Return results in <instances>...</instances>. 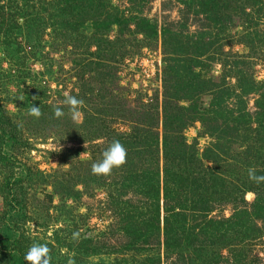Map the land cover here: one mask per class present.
Listing matches in <instances>:
<instances>
[{
  "label": "rangeland",
  "instance_id": "obj_1",
  "mask_svg": "<svg viewBox=\"0 0 264 264\" xmlns=\"http://www.w3.org/2000/svg\"><path fill=\"white\" fill-rule=\"evenodd\" d=\"M0 5V129L17 138L13 161L0 167V212L3 175H38L15 186L27 188L18 192L27 209L26 220L17 219L19 252L35 242L49 247L51 264H147V254L172 264L177 254L192 256L187 233L202 239L205 219L228 227L224 219L235 214L233 222L245 215L254 228L229 229L214 245L216 264H264V183L247 175L249 168L264 175V0ZM65 93L84 101L77 120L66 107L53 118ZM31 105L39 119L28 115ZM242 111L248 115L237 121ZM113 140L127 149L126 163L110 176L91 174ZM165 166L200 179L193 195L179 191L170 203L189 208L190 199H206L209 207L186 209L177 250L163 245L162 185L172 184ZM214 171L217 188L203 183ZM0 264L21 262L0 252Z\"/></svg>",
  "mask_w": 264,
  "mask_h": 264
},
{
  "label": "trees",
  "instance_id": "obj_2",
  "mask_svg": "<svg viewBox=\"0 0 264 264\" xmlns=\"http://www.w3.org/2000/svg\"><path fill=\"white\" fill-rule=\"evenodd\" d=\"M205 6L208 5V2L204 3ZM1 9H4L5 6L0 5ZM117 22V21H114ZM246 90V89H243ZM217 105L220 103H216ZM259 107L261 105H258ZM1 107V106H0ZM1 109V108H0ZM230 113L232 114V110H230ZM237 115L235 119L237 121L243 120L248 113L245 111H242L241 113L235 112ZM261 114V113H260ZM1 115V114H0ZM1 118V116H0ZM234 118V117H233ZM263 120H259L258 123L261 125ZM11 122V119L9 120ZM3 123V122H2ZM0 123V124H2ZM13 124V122H11ZM16 135H7L6 131L4 129H0V167L2 168V163L11 162L14 159V153L10 152L9 148H12L16 142ZM164 148H167V139L164 138ZM15 148V146H14ZM181 156V155H180ZM184 156V153H183ZM182 156V157H183ZM167 161H173L174 160L169 158L167 156V153H165L164 157ZM11 160V161H10ZM12 164V163H11ZM14 165V164H13ZM13 165H11L13 167ZM169 167L165 166L163 169L164 176L166 178L170 175L172 178V184L168 185V178L164 181V184L162 185V192H163V198L165 200L164 204V219H163V225H164V239H163V245H165V248H171L170 250L174 249L177 250L180 247H182V237H177V231L181 228H183L185 222H186V209L191 210L197 208L196 204L197 202L201 204V210L202 212H206L209 207L206 203V199L203 200H191V206L189 208H185V205L183 203H170L169 200L173 201L172 198L174 193L180 194L183 192H189L193 195V192L196 188H198L197 181L200 179L195 178L193 171L190 169H174L172 171H169ZM213 169H211L212 171ZM2 174V173H1ZM3 175V174H2ZM214 177L208 175V178L204 180L206 185L209 187L217 188L216 186H219L216 179H220V175H218L217 171H214ZM38 176L35 171H32L31 169L24 170L22 173L14 174L10 173V175H3V180L1 181L2 190L1 192L4 193L5 196V202L6 205L4 209L0 212V252L1 253H15V260L21 262V264H25L24 262V255L26 253V248L23 249L22 252H19V247L17 245V242L19 240V237L17 235V225L18 220L24 221L26 220L27 216V209H26V203H24L19 197H18V188H15L16 184L22 183V181L26 178L31 180V178ZM194 179V180H193ZM198 183V184H197ZM202 183V181H201ZM153 185L154 192L150 196L152 200L154 198L159 197V183L153 182L151 183ZM155 184V185H154ZM23 189H27L26 187L22 186ZM21 190L20 193H25L24 190ZM175 195V194H174ZM177 198V196L175 197ZM209 198H207V201ZM182 201V200H181ZM183 202V201H182ZM155 209L154 214H158L159 212V202L157 201L155 203ZM260 207V206H258ZM245 216V215H244ZM242 216L239 219V222L235 223L233 222L234 219H236V215L232 214L230 217H227L226 221H230L231 224L228 227H222L218 224L219 220H213V219H205V221L201 225V230L206 232V237L200 239L198 233H191L186 235L187 241L184 239V241L187 242V245L191 247V253L192 256H189L188 258L184 257L182 254H177L178 257L175 261L172 262V264H178V260L183 259L182 264H216V262L219 261L220 255L215 252L214 245L221 242L226 235L228 234V230H232V228H235V226H242L239 230V233H242L244 235V232L247 230L248 226L250 229L254 228L252 227L251 222H249V219H244ZM256 218L258 217L257 215ZM235 232V229H234ZM138 236V235H137ZM236 238V237H235ZM25 250V251H24ZM173 251H170L169 253L165 255V258H170ZM146 259L143 261L147 262V264H159L160 257L158 255H145ZM233 256V254H232ZM188 259V260H187ZM134 263V261H133Z\"/></svg>",
  "mask_w": 264,
  "mask_h": 264
},
{
  "label": "clouds",
  "instance_id": "obj_3",
  "mask_svg": "<svg viewBox=\"0 0 264 264\" xmlns=\"http://www.w3.org/2000/svg\"><path fill=\"white\" fill-rule=\"evenodd\" d=\"M35 99V97H33ZM84 101L77 96L65 93L64 99L58 105H53V118L59 119L64 116L63 109L66 107L73 120H77L81 116L80 109L83 107ZM40 107L32 106L29 109L28 115L39 119L42 116ZM61 145L54 152L61 151ZM127 161V149L118 141L113 140L108 147L102 152V158L99 161L93 162L91 165V174L95 176H110L114 169L121 168ZM67 165V164H66ZM248 179L250 182L260 185L264 183V175H258L255 168L247 170ZM31 230L35 232V225H31ZM78 232L72 234V239L77 240ZM25 264H51L50 249L46 244L32 243L26 251L24 257ZM69 264H74V261H69Z\"/></svg>",
  "mask_w": 264,
  "mask_h": 264
}]
</instances>
